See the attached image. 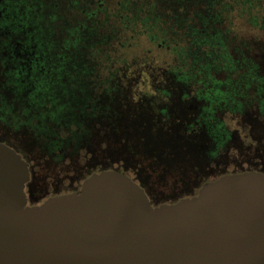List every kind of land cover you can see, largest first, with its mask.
<instances>
[{
	"label": "flooded vegetation",
	"instance_id": "flooded-vegetation-1",
	"mask_svg": "<svg viewBox=\"0 0 264 264\" xmlns=\"http://www.w3.org/2000/svg\"><path fill=\"white\" fill-rule=\"evenodd\" d=\"M257 29L264 32V24ZM228 49L235 70L210 75H80L84 87L75 91L81 101L68 126L53 123L55 135L26 124L24 114L18 126L9 113L4 120L0 114V132L21 149L1 135L0 143L17 152L29 171L27 205L78 193L92 174L107 170L131 179L152 206L196 196L224 175L264 174V44L255 57L230 40ZM142 76L151 93L135 99L132 85Z\"/></svg>",
	"mask_w": 264,
	"mask_h": 264
},
{
	"label": "water",
	"instance_id": "water-1",
	"mask_svg": "<svg viewBox=\"0 0 264 264\" xmlns=\"http://www.w3.org/2000/svg\"><path fill=\"white\" fill-rule=\"evenodd\" d=\"M28 180L0 143V264H264V174L224 175L158 206L112 170L35 206Z\"/></svg>",
	"mask_w": 264,
	"mask_h": 264
},
{
	"label": "trees",
	"instance_id": "trees-1",
	"mask_svg": "<svg viewBox=\"0 0 264 264\" xmlns=\"http://www.w3.org/2000/svg\"><path fill=\"white\" fill-rule=\"evenodd\" d=\"M259 8V0H121L116 14L108 15L103 0H1V118L9 113L18 126L24 114L26 124L52 135L53 123L68 126L81 101L75 91L84 87L80 75L96 73L98 59L107 58L113 41L128 29L172 46L174 66L163 71L235 70L225 25L245 16L259 28L264 24ZM250 65L252 72L255 64ZM116 72L121 71L111 73Z\"/></svg>",
	"mask_w": 264,
	"mask_h": 264
},
{
	"label": "rangeland",
	"instance_id": "rangeland-1",
	"mask_svg": "<svg viewBox=\"0 0 264 264\" xmlns=\"http://www.w3.org/2000/svg\"><path fill=\"white\" fill-rule=\"evenodd\" d=\"M108 6V15L116 14L118 10V3L121 0H103ZM261 8H259L262 15H264V0H259ZM235 14V13H234ZM241 16L240 13H237ZM235 14V15H237ZM103 18L104 14L100 13ZM263 17V16H262ZM238 16H234L231 19V25H225L226 29H229V40L233 41L234 45H245L249 55L257 56L260 54L259 46L264 44V32L252 26L246 19ZM110 21H115L114 17L110 18ZM116 26L122 29L120 23H115ZM132 25H129V27ZM125 28V27H124ZM108 57H101L98 59V65L96 71L104 74L110 73L115 69L122 70L125 66H128V73H141V72H161L174 66V54L172 46L160 45L159 43H152L149 41L145 34L139 32V29H128L124 33H120L119 37L111 44ZM106 60H105V59ZM139 84H133V89L130 94L137 99L141 93H151L149 79L146 76H142L138 79ZM3 138L21 149L10 136L5 137L0 132Z\"/></svg>",
	"mask_w": 264,
	"mask_h": 264
}]
</instances>
